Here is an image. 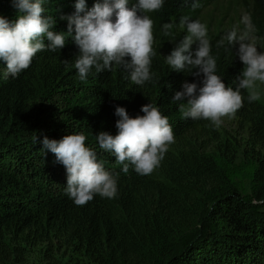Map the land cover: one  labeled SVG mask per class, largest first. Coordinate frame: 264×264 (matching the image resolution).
Listing matches in <instances>:
<instances>
[{
	"label": "trees",
	"instance_id": "obj_1",
	"mask_svg": "<svg viewBox=\"0 0 264 264\" xmlns=\"http://www.w3.org/2000/svg\"><path fill=\"white\" fill-rule=\"evenodd\" d=\"M219 0H164L160 11L145 13L154 22L152 82L143 86L131 82L129 73L113 65L112 71L96 73L85 81L74 67L80 50L75 44V26L69 32V17L75 14L78 0H44L45 17L56 19L52 29L65 35V47L57 52L42 51L31 66L17 78L3 77L6 63L0 61V241L8 229L30 226L44 219L67 222L89 221L92 228L119 222L122 247H133L137 264H264V156L254 174L252 196L222 181L210 198L188 191V182L173 179L165 186L152 206L146 205L152 174L142 176L115 156L101 149L96 136L101 132L118 134L117 107L127 110L130 118L143 116V106L153 104L169 118L174 137L208 120L184 118L178 111L180 102H172L184 83L203 87L199 69L175 71L166 63L171 52L187 35L176 27L175 39L163 35L165 23L179 25L182 17L199 20L211 4ZM103 0H86L87 9ZM138 0H129L131 9ZM199 7L193 9V3ZM258 51L264 54V0L246 2ZM143 15V13H139ZM0 16L15 21L17 10L12 0H0ZM115 20V17H113ZM208 29L211 55L217 63L216 74L226 86L235 90L236 78L244 64L239 59V44L227 41L218 46L228 33L221 25L204 23ZM45 43H50L45 38ZM197 45L192 46L195 53ZM195 58V57H193ZM131 62V58H126ZM64 61L69 62L65 64ZM244 97L241 115L256 112V124L264 130V103ZM183 102H187L184 100ZM83 134L85 146L97 154L98 162L117 178L115 198L99 195L84 206H77L65 193L67 173L56 157L43 147V139L61 140L66 135ZM46 153V155H45ZM177 189L173 191L172 189ZM110 214L107 218L104 211ZM117 233V238H119Z\"/></svg>",
	"mask_w": 264,
	"mask_h": 264
},
{
	"label": "clouds",
	"instance_id": "obj_2",
	"mask_svg": "<svg viewBox=\"0 0 264 264\" xmlns=\"http://www.w3.org/2000/svg\"><path fill=\"white\" fill-rule=\"evenodd\" d=\"M12 3L17 10L15 21L9 22L0 16V61L6 63L5 79L17 78L26 71L39 52H57L66 44L64 33L52 30L56 19L44 15V0H12ZM128 5L129 0H103L89 10L86 0H78L75 14L62 17L68 20L69 32L75 26L74 41L80 54L74 67L81 81H85L93 69L102 73L112 71L113 65L125 69L135 85L143 86L153 81L154 22L145 13L160 11L164 0H138L131 9ZM192 6L195 9L199 4L194 2ZM240 24L244 26L242 29L239 24L234 26L218 43L222 46L227 41L234 47L239 44V59L245 67L236 78L238 87L235 90L226 86L216 74L217 63L211 55L206 24L190 21L185 16L178 26L174 22L163 25V35L173 39L176 27L187 29V35L165 58L166 63L178 72L192 73L199 69L194 74L204 76L203 87L184 83L183 91H177L172 99V102H180L178 111L184 118L208 120L219 128L224 118H233L243 107L241 90L248 92L249 102L260 99L258 83L264 84V54L258 51L255 38L250 35V18L245 15ZM45 38L50 43L46 44ZM194 44L198 46L195 53L192 51ZM128 57L131 62L126 59ZM141 111L143 116L130 118L125 108L117 107L118 134L101 132L96 139L101 149L112 153L116 162L123 165L125 174L131 166L137 174L146 176L160 166L175 137L169 118L158 107L151 103ZM85 142L83 134L66 135L59 141L45 136L42 141L44 149L55 155L54 163L65 167V193L77 206H84L97 195L112 199L118 193L117 178L105 170L96 152L86 147Z\"/></svg>",
	"mask_w": 264,
	"mask_h": 264
},
{
	"label": "rangeland",
	"instance_id": "obj_3",
	"mask_svg": "<svg viewBox=\"0 0 264 264\" xmlns=\"http://www.w3.org/2000/svg\"><path fill=\"white\" fill-rule=\"evenodd\" d=\"M247 1H216L199 21L221 25L227 32L238 24L242 29L240 22L245 15L249 17ZM258 91L264 103V84L258 83ZM256 119L254 111L244 115L237 112L233 118H224L219 128L208 121L176 138L152 173L144 203L152 206L173 179L187 181L189 192L194 190L205 198L212 197L222 181L251 197L255 170L264 156V130ZM103 214L106 218L110 215L106 210ZM105 220L92 228L89 221H54L45 216L30 226L8 229L0 241V264H137L133 247H122L119 242L121 224L106 225Z\"/></svg>",
	"mask_w": 264,
	"mask_h": 264
}]
</instances>
